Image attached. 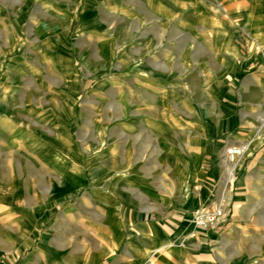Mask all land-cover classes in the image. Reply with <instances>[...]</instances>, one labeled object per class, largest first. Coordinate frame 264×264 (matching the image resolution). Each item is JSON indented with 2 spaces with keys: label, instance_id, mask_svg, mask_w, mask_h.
Wrapping results in <instances>:
<instances>
[{
  "label": "rangeland",
  "instance_id": "374dc122",
  "mask_svg": "<svg viewBox=\"0 0 264 264\" xmlns=\"http://www.w3.org/2000/svg\"><path fill=\"white\" fill-rule=\"evenodd\" d=\"M175 1L0 0V114L58 154L0 146V264H166L149 220L163 233L182 198L225 186L228 212L198 207L223 213L200 229L201 264H264V180L240 195L237 160L216 151L264 137V0Z\"/></svg>",
  "mask_w": 264,
  "mask_h": 264
},
{
  "label": "crops",
  "instance_id": "0c3cea01",
  "mask_svg": "<svg viewBox=\"0 0 264 264\" xmlns=\"http://www.w3.org/2000/svg\"><path fill=\"white\" fill-rule=\"evenodd\" d=\"M166 1L171 6H177V2L175 0H166ZM149 7L150 8L154 7V0H149ZM161 13L162 12H160L159 14L163 15V13L162 14ZM232 64L233 63L231 62L229 66L233 68L234 65ZM228 67H226V71ZM238 67H239V57H237L235 68L232 71V74ZM225 76H226V72H225L223 79H220V80L219 78L215 79L216 77H214V79L210 77L209 78L214 81H221V80L226 81L227 79H225ZM254 83H255L254 87L258 91L263 93L264 92V78L259 81H254ZM24 112L28 113L27 115H29L30 117L38 120V122H42L44 124H47L48 122L49 117H47V115L45 114L43 115L41 109H36V107H31L30 109L27 110V112L26 111ZM0 129L4 131L5 133V136L0 138V146L2 147L3 150H5L6 148L8 149L10 148L13 150H19V151H24V152L27 151V152L35 153L36 157L37 156L39 157L41 150H46V152L50 154L51 156H53L54 160L56 161L57 155H58L57 148L53 147L52 149L51 147L47 146L48 144H45V142H42V141L39 142L37 139L34 138L35 137L34 133L27 134V138H28L27 143L21 142V140L19 141V139L15 136V133L19 132L20 129L18 127V124L15 123L14 118H11L10 115L8 116L6 114H0ZM242 133L246 134L245 130L242 131ZM246 135L249 136V138H251L254 142H252V145L248 147L245 146V151L243 155L236 157L233 161L235 162L237 160L235 164L236 166L234 165V168H235L234 174L240 173V179L237 181L234 188H235V191H238L240 195L254 188L256 186L257 181L264 180V148L261 151V154L259 156L260 165L257 170L252 169L245 173L243 171L244 169H242L245 163V159L249 157L250 155H252V150L256 148L257 144H259L260 142L264 140V137L255 138L252 134L250 135L249 133H247ZM239 140H240L239 136H235V135L232 136L231 141H239ZM207 144L209 145L210 143H207ZM226 147H229V146L225 145L224 143H220L216 147V151L217 153H219V157H218L219 163L221 162L219 159L221 158L222 154L225 155ZM200 154L201 152H196V154H194V158L191 159V162H187L188 164L186 167V171H187V174H190V176L193 177L192 180L194 183L201 182L200 181L201 176L198 175V172H196V169H195L196 161H198V159L201 157ZM241 158L242 160H240ZM215 167L216 165H214L212 167V170L210 171V173L212 171L215 173L213 174L214 176L217 175V173L215 172ZM48 170L51 173L57 175L52 167H50ZM122 174H123V171L120 172V175ZM123 178L124 177L120 179H123ZM218 185L219 183L216 184V188H215L216 190L219 187ZM226 189H227V186H225L222 189V191L220 192V195L218 192H216L213 198L209 197V194H204V193L203 195H201L200 193H197V195L190 196L189 199L182 198V200L179 202L180 205H178L174 209V211H172V213H170L169 216L165 218L167 222L166 225L168 227H167V231L163 233H160L159 226H157L158 224L156 225L155 222H152L149 220V255L150 253H152V251H154L155 248L152 243L153 241H156L158 247L161 245L168 246L167 251L163 253L164 255L163 260L166 262V264H201L200 256H201V250H202V245H203V239H202L203 232L200 230L202 228H199L194 225V223L192 222L191 214H192V211L198 207H202L206 205L208 206V204H210V201H212L213 199L219 202V204H222L226 212H228L231 200L230 199L227 200L228 202L223 200L226 198ZM232 190L233 189H231V191ZM61 191L62 192L64 191L63 188L61 189ZM71 191L72 190H70V192ZM201 198L203 199V201ZM207 199H208V202L205 203L206 201L204 200H207ZM173 203L174 202L172 200H169V202H167L166 204L164 203V205L165 207H167L166 209L168 208L171 209L173 207L172 205H174ZM114 209H116L115 205H114ZM116 210L118 211V208ZM232 215H233V212L231 213V216ZM234 216H237V215L235 214ZM240 223L241 222L236 221V223L233 224L231 228H229V231H227V233L224 234V238L230 239L231 237L230 233L232 231H236V232L241 231L242 227ZM208 233H210L213 236L218 235L214 228L206 229L205 234H208ZM137 261L140 263H147V262L149 263V258L146 257V258L139 259ZM137 261H136V264H138Z\"/></svg>",
  "mask_w": 264,
  "mask_h": 264
},
{
  "label": "built area",
  "instance_id": "2783aa9c",
  "mask_svg": "<svg viewBox=\"0 0 264 264\" xmlns=\"http://www.w3.org/2000/svg\"><path fill=\"white\" fill-rule=\"evenodd\" d=\"M242 154V147L240 145H231L225 149V157L229 161H234V159ZM222 211L220 208H198L195 209L191 216L192 222L195 226L200 228H207L214 226L218 219L222 216Z\"/></svg>",
  "mask_w": 264,
  "mask_h": 264
},
{
  "label": "bare ground",
  "instance_id": "6f19581e",
  "mask_svg": "<svg viewBox=\"0 0 264 264\" xmlns=\"http://www.w3.org/2000/svg\"><path fill=\"white\" fill-rule=\"evenodd\" d=\"M127 75V74H126ZM242 147V154H241V156L243 155V153H244V151H245V146H241ZM233 162V161H232ZM230 175H231V173H230Z\"/></svg>",
  "mask_w": 264,
  "mask_h": 264
}]
</instances>
